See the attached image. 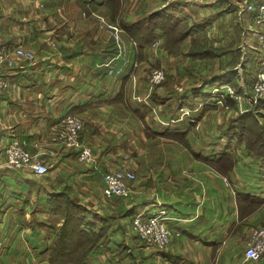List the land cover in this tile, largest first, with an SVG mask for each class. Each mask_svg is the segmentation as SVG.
Returning a JSON list of instances; mask_svg holds the SVG:
<instances>
[{"label": "crops", "instance_id": "0c3cea01", "mask_svg": "<svg viewBox=\"0 0 264 264\" xmlns=\"http://www.w3.org/2000/svg\"><path fill=\"white\" fill-rule=\"evenodd\" d=\"M261 1L0 0L4 43L38 56L2 67V145L15 135L51 166L0 168V264H53L56 229L30 209L62 190L106 228L86 264H264L244 258L264 223V102L256 113L217 89L250 83L262 53L245 6ZM154 66L165 83L147 81ZM71 114L87 121L97 167L53 140ZM122 167L134 190L106 199L103 175ZM142 209L166 210L167 251L138 244Z\"/></svg>", "mask_w": 264, "mask_h": 264}, {"label": "built area", "instance_id": "2783aa9c", "mask_svg": "<svg viewBox=\"0 0 264 264\" xmlns=\"http://www.w3.org/2000/svg\"><path fill=\"white\" fill-rule=\"evenodd\" d=\"M247 10L250 12V17L254 23L261 27L260 30L256 31L262 55L258 61L260 63L258 69L254 72L253 92H250L249 89L244 92L247 96L255 94L256 97L253 96L252 100L257 104L259 103L257 97L264 96V0L256 4L249 2ZM110 26L116 28L115 25L110 24ZM18 59L34 62L38 56L32 49L8 46L0 35V93L10 87V81L2 72V67H12L16 65ZM163 79L164 73L162 71H154L150 75V81L153 83H159ZM220 86L227 87L226 89H218L220 92H226L235 99H240L239 94L235 92L231 84H221ZM55 130L53 137L55 143L62 148L75 150L81 163L97 167V157L92 146L82 139L87 131V121L84 117L77 114L67 115L60 120ZM20 167H26L38 174H47L51 168L47 161L39 158V153L32 152L26 146L25 141L17 136L12 135L3 145L0 137V168L13 170ZM137 178V173L128 167L105 171L103 175L105 196L112 198L131 195ZM167 218L166 210H139L132 217V230L145 245L163 249L170 244L173 236L172 228L166 221ZM244 258L245 260L264 261V223L250 232L245 243Z\"/></svg>", "mask_w": 264, "mask_h": 264}, {"label": "trees", "instance_id": "16d2710c", "mask_svg": "<svg viewBox=\"0 0 264 264\" xmlns=\"http://www.w3.org/2000/svg\"><path fill=\"white\" fill-rule=\"evenodd\" d=\"M52 197L54 200L66 197L67 209H73L77 214L71 218L64 212L66 217L50 247V261L53 264H86L88 256L107 238L106 228L96 221L97 214L94 219L88 217L86 207L73 201L67 190L55 193Z\"/></svg>", "mask_w": 264, "mask_h": 264}, {"label": "rangeland", "instance_id": "374dc122", "mask_svg": "<svg viewBox=\"0 0 264 264\" xmlns=\"http://www.w3.org/2000/svg\"><path fill=\"white\" fill-rule=\"evenodd\" d=\"M250 3L256 4L255 2H250ZM247 4L248 3H246V6H245V9L246 10H247ZM249 18L251 20V23H252L254 29H255V34H256L257 39H258V34H257L256 31L257 30H260L261 27L259 25H256L254 23V21L251 19L250 12H249ZM112 25H115V24H112ZM152 46L159 47L160 46L159 41H157V40L153 41ZM258 46H259V49H260L259 42H258ZM259 58L260 57H258L257 59H259ZM259 64H260L259 62H257V64H255V67L253 69L254 72L258 69ZM154 71H162L164 73V79L161 82H159V83H153V82L150 81V75ZM180 74H183V73H180ZM168 77H170V74L168 73V71L164 67H157V66L151 67L147 71V74H146L147 81L150 84H152V85H161V84H163V83H165L167 81ZM187 77H191V76H187ZM240 77H242V76H240ZM250 77H251V79L249 80L250 81L249 84L246 81H244L243 79H240L239 80V84L237 85V87L235 85L231 84V83L230 84H231V87L235 90V92L239 94V97L240 98H245L247 100H250L252 102V105L254 104L253 110L257 113L258 111H256L255 109H257V108L259 109V107L257 105H255L254 100H252L253 99V96L256 97V95L255 94L254 95L250 94V96H247V95L244 94V92L247 91V89H249L250 92H253V85H254V80H255V74L252 73L250 75ZM224 84H227V83H224ZM222 88L223 89H226L227 87L217 86V89H222ZM257 98H258V102L260 104H262V102H264V96H258ZM259 103H257V104H259ZM225 182L227 184H229V181L227 179H225ZM71 197H72V195H71ZM50 198L51 197H48L46 200L42 201L40 203L41 205H38L37 204L38 201L37 200H34V204L32 205V207L30 209V219L33 220V222H35L37 219L38 220L39 219H42V221H47L48 223H50L49 227H54L56 229V233H55V236H56L57 231H60V228H61V226L63 224V221H64V219L66 217V215L64 214V212H67V217H71V218H75V216H76L77 213H75L74 211H72L73 209L72 210L71 209H67L66 206H67L68 199L66 197L58 198L57 200H54L53 197L50 200ZM112 198H114V197H112ZM71 199L73 201H75L74 198H71ZM106 199H110V198L109 197H106ZM161 210H164V209H161ZM88 217H90V218L92 217V219H94V215L93 214H89ZM166 221H167V223L169 225H171L169 223V218H167ZM131 227H132V219H131ZM78 228H76V229H78ZM133 234L137 238V235L135 233H133ZM172 240H173V237L171 238L170 244L172 243ZM138 244H140L142 246L144 245L143 247H147L148 249H150L149 250L150 252L156 251V249L159 250V251H167L169 249V246H170V244H169L168 246H166L163 249H158L155 246L145 245L140 240H139Z\"/></svg>", "mask_w": 264, "mask_h": 264}]
</instances>
